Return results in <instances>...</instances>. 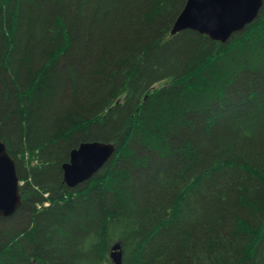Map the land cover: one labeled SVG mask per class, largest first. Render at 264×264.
I'll return each instance as SVG.
<instances>
[{
    "label": "trees",
    "instance_id": "1",
    "mask_svg": "<svg viewBox=\"0 0 264 264\" xmlns=\"http://www.w3.org/2000/svg\"><path fill=\"white\" fill-rule=\"evenodd\" d=\"M186 0H0V264H264V0L221 43ZM86 141L114 153L74 186Z\"/></svg>",
    "mask_w": 264,
    "mask_h": 264
},
{
    "label": "water",
    "instance_id": "2",
    "mask_svg": "<svg viewBox=\"0 0 264 264\" xmlns=\"http://www.w3.org/2000/svg\"><path fill=\"white\" fill-rule=\"evenodd\" d=\"M263 0H186L175 18L170 34L190 29L210 39L226 42L229 37L251 23ZM114 144L103 141L81 142L69 152L62 164L63 182L74 187L96 173L114 152ZM22 203L15 161L0 140V218L10 217ZM114 264H121L119 245L112 247Z\"/></svg>",
    "mask_w": 264,
    "mask_h": 264
},
{
    "label": "bare ground",
    "instance_id": "3",
    "mask_svg": "<svg viewBox=\"0 0 264 264\" xmlns=\"http://www.w3.org/2000/svg\"><path fill=\"white\" fill-rule=\"evenodd\" d=\"M110 143H111V142H110ZM112 144H113V143H112ZM114 148H115V146H114ZM114 151H115V150H114ZM113 153H114V152H113ZM113 153H112V154H113ZM109 158H110V157H109ZM64 183H65V182H64ZM65 184H66V183H65ZM66 185H67V184H66ZM67 186H68V185H67ZM69 187H71V186H69ZM114 244H115V243H114ZM110 252H111V251H110Z\"/></svg>",
    "mask_w": 264,
    "mask_h": 264
}]
</instances>
